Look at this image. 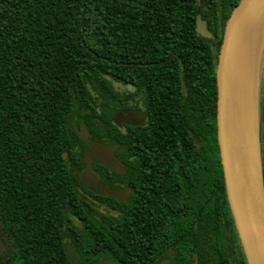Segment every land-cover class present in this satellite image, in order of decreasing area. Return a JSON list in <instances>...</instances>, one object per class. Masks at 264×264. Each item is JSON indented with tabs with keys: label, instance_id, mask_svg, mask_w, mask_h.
<instances>
[{
	"label": "trees",
	"instance_id": "16d2710c",
	"mask_svg": "<svg viewBox=\"0 0 264 264\" xmlns=\"http://www.w3.org/2000/svg\"><path fill=\"white\" fill-rule=\"evenodd\" d=\"M238 2L221 0L219 20L215 0H0V264H72L67 244L83 264H148L143 234L134 236L131 202L118 219L110 217L118 223H72L88 210L74 173L84 144L72 120L80 118L92 135L96 119L107 120L98 102L117 97L113 82L131 86L134 34L141 44L165 37L168 45H197L196 15L211 11L218 50L219 21L224 26ZM193 49L183 48V61ZM122 142L131 154V140ZM209 158L207 150L184 158L182 186L167 194L168 221L211 223L213 264H236L218 138L212 178ZM126 176L131 182V165Z\"/></svg>",
	"mask_w": 264,
	"mask_h": 264
},
{
	"label": "flooded vegetation",
	"instance_id": "af4514ba",
	"mask_svg": "<svg viewBox=\"0 0 264 264\" xmlns=\"http://www.w3.org/2000/svg\"><path fill=\"white\" fill-rule=\"evenodd\" d=\"M215 1L218 4L216 17L221 20V0ZM210 12H206V18L201 14L196 15V19L201 15L207 22L208 31L211 33L210 37H203L195 27L199 37L195 39L197 45H168L165 37L160 38L159 44H141L134 34L131 38V86L113 82L118 92L117 97L111 101L98 102L97 110L101 114L105 113L107 120L96 119V135H92L80 118L72 120V125L74 121L77 122L78 129L84 124L94 140L124 147L121 152H116V157L124 165V173L101 163H94L92 169L97 172L104 185L129 191L123 199L116 200L88 188L79 179L86 170L82 159V165L74 173L81 185L78 192L84 197L83 201L86 202L88 210L84 212L82 219L77 220L82 228L84 224L118 223L110 217L118 219L123 214L122 209L131 202L134 236L137 239L138 235L141 238V233L143 234L148 264H158L164 260L167 261L166 264H205L202 260L213 264V225L203 222L201 226L198 218L186 223L172 219L168 221L167 214V194L174 186L176 190L182 186L185 157L198 159L207 150L210 155L211 178L214 170L218 138L216 70L226 23L222 26L219 21L221 27L217 31L221 35V43L217 50L218 39L214 34V18ZM179 39H183V36ZM184 47H194L189 50L185 61L182 59L185 55ZM199 48L202 49L201 53ZM260 99V145L264 175V85ZM128 110H131V124L116 122L115 114ZM74 130L79 137L75 128ZM125 140H131V154L122 142ZM83 144L79 152L85 148V143ZM129 165L131 182L126 176ZM72 223L78 227L73 220ZM234 231L236 264L242 260L247 263L236 226ZM78 258L80 259L79 255ZM104 259L109 258L99 260Z\"/></svg>",
	"mask_w": 264,
	"mask_h": 264
},
{
	"label": "water",
	"instance_id": "95a60500",
	"mask_svg": "<svg viewBox=\"0 0 264 264\" xmlns=\"http://www.w3.org/2000/svg\"><path fill=\"white\" fill-rule=\"evenodd\" d=\"M196 28L210 37L207 22L197 16ZM264 62V0H239L227 19L216 70L217 137L231 212L248 264H264V175L260 145V96ZM131 65V63H128ZM116 122L131 124V110L117 112ZM73 126L85 143L81 157L86 166L80 175L85 185L112 199L129 191L104 185L94 163L124 173L116 157L121 145L94 140L84 124ZM67 158V153L64 154ZM72 220L79 228L82 224ZM72 264H83L71 244L65 247ZM161 261L158 264H166ZM90 264H120L104 259Z\"/></svg>",
	"mask_w": 264,
	"mask_h": 264
},
{
	"label": "rangeland",
	"instance_id": "374dc122",
	"mask_svg": "<svg viewBox=\"0 0 264 264\" xmlns=\"http://www.w3.org/2000/svg\"><path fill=\"white\" fill-rule=\"evenodd\" d=\"M116 87H118V86L116 85Z\"/></svg>",
	"mask_w": 264,
	"mask_h": 264
}]
</instances>
